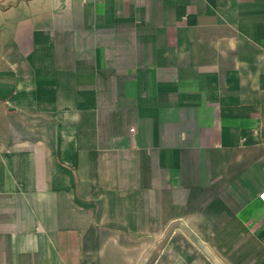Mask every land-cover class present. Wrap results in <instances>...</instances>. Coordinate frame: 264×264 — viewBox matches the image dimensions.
Instances as JSON below:
<instances>
[{"label":"crops","instance_id":"1","mask_svg":"<svg viewBox=\"0 0 264 264\" xmlns=\"http://www.w3.org/2000/svg\"><path fill=\"white\" fill-rule=\"evenodd\" d=\"M0 264H264V0H0Z\"/></svg>","mask_w":264,"mask_h":264}]
</instances>
